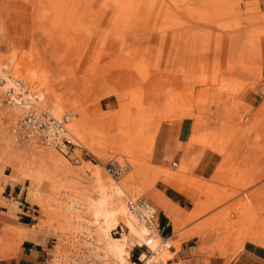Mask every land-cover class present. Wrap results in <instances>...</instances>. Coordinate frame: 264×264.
<instances>
[{
  "label": "rangeland",
  "instance_id": "1",
  "mask_svg": "<svg viewBox=\"0 0 264 264\" xmlns=\"http://www.w3.org/2000/svg\"><path fill=\"white\" fill-rule=\"evenodd\" d=\"M33 8L29 0H0V51L26 56L24 64L4 58L0 64L11 79H24L12 74L15 68L34 65V80L24 79L29 94L41 92L39 103L54 113L75 111L70 128L82 143L61 151L22 141L13 128L26 111L5 103L0 82V264L19 257L17 228L46 246V264H119L99 252L103 222L92 207L101 195L98 167L106 180L128 181L129 195L146 196L161 217L152 193L166 194L170 186L147 185L161 167L182 173L183 186L216 203L184 225L188 236L167 264H237L247 243L264 250V0H99L81 23L82 39L74 31L52 35L48 8ZM183 121L190 134L179 144L184 154L178 166L166 167L159 158L162 143L169 127ZM205 138L219 146L206 148ZM206 150L220 161L211 173L197 175ZM115 160L122 174L108 171ZM14 184L23 187L21 201L31 213L9 198L6 185ZM122 196L128 204L129 196ZM184 204L188 212L194 199L186 196ZM121 225L128 231L120 222L115 236ZM197 228L210 235L204 246L191 234ZM183 245L189 249L182 259Z\"/></svg>",
  "mask_w": 264,
  "mask_h": 264
},
{
  "label": "bare ground",
  "instance_id": "2",
  "mask_svg": "<svg viewBox=\"0 0 264 264\" xmlns=\"http://www.w3.org/2000/svg\"><path fill=\"white\" fill-rule=\"evenodd\" d=\"M29 1L31 3H33V7H34L33 11L34 12L39 13L40 11H43V10H41L42 7L48 8V11L44 13V16H48V17L50 16V18H52L54 21V23L49 25V27H50L49 31H50V33L52 31V35L55 34L53 32L66 33L69 31H74L77 34L79 33V35L81 34L80 37H78V39L84 38V37H81L84 34L83 33L84 27L81 23L83 22L84 18L86 17V12L89 11L91 8H95L97 6V4L99 3V0H29ZM115 1L121 5L130 3V0H115ZM44 10H46V9H44ZM50 11H51V13H49ZM50 14H52V15H50ZM38 22H39V20H38ZM41 24L42 23H40V24L37 23L36 25L42 26ZM43 24H44V21H43ZM44 26L45 25H43V27ZM46 26H45V29H46ZM43 35H44V33H43ZM55 35H57V34H55ZM44 36H47V35H44ZM50 36H51V34H50ZM72 37H74V36H72ZM74 38L76 39V37H74ZM45 39H43V40H45ZM32 40L35 41L34 39H32ZM49 40H51V39H49ZM60 41L61 40H59L57 43H59ZM45 42L47 44L48 41H45ZM50 43H52V42L50 41ZM60 43L62 44V42H60ZM78 43L79 42H76L77 45H78ZM34 44H35V42H33V45ZM0 58H4L8 62H14V63L17 62L18 64H20V63L24 64V59L26 58V56L19 57L17 55L16 51L7 52V53L0 51ZM63 59H65V58H63ZM62 61H65V60H62ZM80 61H81V57L78 59V62H80ZM64 64H65V62H64ZM1 67L3 68L2 64H0V69H1ZM1 70H3V71H0V74H3V75L0 77V81L5 79L3 81L5 84H2V88H3L2 93H3L4 89L6 87H8L9 84H15L16 82H13V80L11 78H9L8 75H6V73H7L6 67L1 69ZM17 73L20 74V76H22L24 79H27L29 77L32 80H34V77H36V70H35L34 65L33 66L29 65L28 67H26V69L15 68L14 72L12 74H17ZM6 76H8V77H6ZM5 81H7V85H6ZM39 93H40L39 95L42 94L41 92H39ZM107 94L110 95L111 92L109 91ZM33 96H36V94H29V91H28L27 95L24 96L29 101L27 105H29V104L32 105L31 103H35L32 99ZM3 97H4V95H3ZM17 101H13L11 103V105H9V106L20 107L26 111L24 113V115L20 119H18L20 121L28 113L27 112L28 108H25L26 106H24L23 104H19ZM34 106L35 107L40 106L38 109H40V108L44 109V110L48 109L47 107L42 106L40 103H35ZM28 107H30V106H28ZM48 110L55 117H63L65 114H71V119H72V115L76 114L75 111L71 112L72 110L70 111V113L67 112L63 115L54 113V111L52 109H48ZM172 116H174V115H172ZM71 124L72 123L70 121L67 125V129L69 131L68 132L69 136L72 135V139L74 141V144L76 143L75 141H77V143H80L81 140L78 138V136L72 134V130L70 128ZM75 125H77V123ZM157 127L158 126H156V128ZM155 134L156 133H154V135ZM143 137H141L142 140H143ZM146 140L147 139L143 140L145 142L144 144H146ZM202 141H203L204 145L206 146V148L208 147V148L215 149V148H217V146H219V143L215 142L213 140L211 141V138H205ZM153 145H154V142H153ZM52 146H55V145L53 144ZM151 151H152V149H151ZM150 155H152V153L149 154V156ZM115 162H117L122 167V169H124V166L118 160H115ZM150 166H152V165L150 164ZM157 167H159V165ZM157 167H155V168H157ZM140 169L141 168H139V170ZM146 169H148V168H146ZM142 171H139V172H142ZM146 171H144V172H146L144 174L145 177L148 173V170H146ZM94 174L96 175L95 176L96 177V186L98 187L101 195H100L99 199H97L96 201H94L92 203V207L94 210V217L97 220H99V223L103 222V224L99 228V232H98V241L100 243L99 252L102 251L104 258L107 260H110L111 262L119 261L120 263H126V262H128V258L131 256V249H132V246L135 244V242H140V241L144 240L142 243H138V245L144 244L145 242H148V234L150 233V229L148 228V226L144 222L139 221L138 219L136 220L131 215V212L128 208V204H126V202L124 201L122 193H125L126 195H128L129 196L128 199H136L137 198V197H131L129 195L127 189L130 186V183L128 181L112 182L110 180H106L99 167L97 168V170L94 171ZM181 174L182 173L179 174V172H176V171L170 172V171L166 170L164 167H161L158 169V171H156V170L154 171V175H153L152 179L149 180L148 179L149 177L148 178L146 177V180L147 179L149 180V182L147 184L149 186H154L156 184V182L162 181L164 183L170 184L172 187H175V188L183 191L184 193L188 194L192 199H194L193 208L187 212L183 208H181V206H179L178 204H175L163 192L159 191L158 193L157 192L152 193V197H153L154 201L156 202V204L161 206L165 210L166 214L172 220L174 233H173V236L170 237L169 245H174V246H178L180 244V240H183L184 238H186V236H188V231L183 230L184 225L198 219L200 216H202L204 213H206L209 209H211V207L213 208V206L216 204V203H212V201H209L207 198H206V200H208L209 202L204 201V199L202 201L201 199H199L198 195L193 194L192 189H189V188L183 186L178 181L181 178ZM140 175H142V174L140 173ZM144 175H142V177ZM144 182H146V181H144ZM1 185H2V183H1ZM194 186L199 187L200 185L198 184V185H194ZM206 187L207 186H205V190H206ZM212 193H213V191L209 193V198H210V196L212 197V199L213 198L214 199L219 198L218 194L213 195ZM216 195L218 197H214ZM141 196H143V195H141ZM138 197H140V196H138ZM223 198L224 197H222L220 199H223ZM216 199H215V202H216ZM217 201L221 202L222 200H217ZM207 203L208 204L210 203V205H208ZM153 207L157 211V209L154 205H153ZM1 219L5 221L8 218L1 217ZM120 222H123L125 224V226L128 228V231L124 232V230L122 229L123 231L121 232V236H115L112 233V230L115 229ZM13 233H14L15 240L18 241L19 243H22L27 239H31V237H32V235L30 234L31 232H29L28 230L22 229V228L14 229ZM191 234L193 235V237L194 236L199 237L200 241H203V244H202L203 246H204V242L210 236L207 234V232H205L199 228L192 230ZM153 237L155 239H154V242L152 244V248L157 250L158 245L159 244L161 245L160 234L157 231H155L153 233ZM218 242L220 243L222 241H218ZM220 245L223 246V244H220ZM224 245L226 247L227 244L225 243ZM10 246H12V245H10ZM203 246L199 245L197 248H199L200 251H203L204 250ZM220 247H219V249H220ZM225 247H223V248H225ZM216 249H217V247H216ZM216 249H215V251H216ZM227 249H226V251L224 249V256H225V252L228 253ZM11 251L12 250H10V249L8 250V252H11ZM170 253L174 254L173 250L168 249V245L167 246L163 245V249L157 250V253L154 256V259H157V260L160 259V260L166 261L165 259L168 257V255H171Z\"/></svg>",
  "mask_w": 264,
  "mask_h": 264
},
{
  "label": "built area",
  "instance_id": "3",
  "mask_svg": "<svg viewBox=\"0 0 264 264\" xmlns=\"http://www.w3.org/2000/svg\"><path fill=\"white\" fill-rule=\"evenodd\" d=\"M4 80L0 81L1 84H5L3 82ZM12 80L17 84H9V86L4 89L3 95L5 103L11 105L13 101L18 100L17 102L19 104H23L26 106L25 108H28V113L25 117L16 122L13 132L18 135L22 141L37 142L49 147L54 144L55 148L61 151L74 145L72 135L69 136V131L67 129V125L71 121V114H65L63 117H55L48 109H38L40 106L35 107V103H31L33 106L30 104L27 105L29 101L24 97L28 93L26 80ZM5 82L7 85V81ZM33 101L39 103V97L36 95ZM174 165L177 166L176 163H174ZM108 171L112 174L123 173L122 167L115 161L110 164ZM128 208L131 215L136 220L138 219L148 226L150 233L148 234V242L135 245L138 246L136 255H134L135 252H133L128 258V262L119 264H167L164 260L154 259L157 250L163 249V245H168V249L170 250L176 249L174 245H169V240L172 236L165 234L166 227L161 219L160 213L155 210L153 204L145 196H140L136 199H128ZM120 229H123V225L120 226ZM119 231L120 230H118V232ZM155 231L160 234L161 238V245H158L157 250L152 248L155 239L153 233Z\"/></svg>",
  "mask_w": 264,
  "mask_h": 264
},
{
  "label": "crops",
  "instance_id": "4",
  "mask_svg": "<svg viewBox=\"0 0 264 264\" xmlns=\"http://www.w3.org/2000/svg\"><path fill=\"white\" fill-rule=\"evenodd\" d=\"M187 134L188 127L184 121L179 125L174 126L173 124L169 127L166 134V139L165 141H163L164 143H162V147L159 152V158L162 165L170 167L171 165H174V163H176L177 166L180 164L184 153L183 151H180L179 144L181 146L182 143H186V140L190 136V134ZM219 161L220 157L218 153L212 150H206L200 158V161L196 167V174L203 176L211 173ZM164 184L170 186L167 187L166 196H168V198H170L175 204H178L179 206H181V208L187 211V205L184 204V200H186V196L189 197V195L175 187H172L168 183ZM5 191H8L9 198H14L16 202L19 203L20 212H23L24 214L31 213L32 207L24 204L23 201H21L24 195L23 187H20L19 184L6 185ZM168 192L171 194H169ZM157 206L163 211H161V219L165 224V227L169 228L170 232L173 231L174 233L172 220L161 206ZM245 248L246 249L241 254L237 264H264V250L261 247L251 243H247ZM188 249V245H186V247L185 245H183V251L179 254L180 258L183 259L187 257ZM258 249H261V251H259ZM173 252H176V249L173 250ZM46 255H48L46 246L42 242L38 241L36 236L34 240L28 239L22 243L20 247L19 257L15 261V264H46ZM178 261L179 258H175L174 263H177Z\"/></svg>",
  "mask_w": 264,
  "mask_h": 264
},
{
  "label": "trees",
  "instance_id": "5",
  "mask_svg": "<svg viewBox=\"0 0 264 264\" xmlns=\"http://www.w3.org/2000/svg\"><path fill=\"white\" fill-rule=\"evenodd\" d=\"M169 233H170V229L169 228H166L165 234H169Z\"/></svg>",
  "mask_w": 264,
  "mask_h": 264
}]
</instances>
